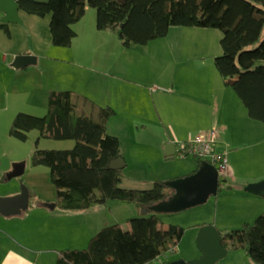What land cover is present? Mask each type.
Segmentation results:
<instances>
[{"label": "rangeland", "instance_id": "1", "mask_svg": "<svg viewBox=\"0 0 264 264\" xmlns=\"http://www.w3.org/2000/svg\"><path fill=\"white\" fill-rule=\"evenodd\" d=\"M83 18L79 25L82 35L79 47L57 46L51 52L55 55L57 50L63 51L58 74L65 68L69 81L63 82L65 78L53 81L57 79L53 69L43 74L51 80L50 91L52 87L73 90L78 112L83 109L97 119L102 108L115 109L107 129L119 137L126 161L121 186L148 189L156 181L167 182L193 173L198 167L197 157L171 154L172 150L164 149L163 145L169 141V147L176 150L180 142L204 136L212 130L220 132L216 147L218 145L217 150L228 156L232 169L221 192L206 202L179 211H155L162 227L177 224L184 226L186 233L175 251L162 254L149 264H164L163 261H171L183 251L200 253L195 235L202 225L214 224L225 232L242 228L246 222L254 224L257 216L256 212L251 215V211L255 202L251 203L253 197H246L245 184L264 179L259 176L264 175V122L250 117L243 100L216 67L215 58L223 53V31L215 27L173 25L166 36L147 44L127 46L118 28L98 29L97 9L89 3ZM75 27H78L76 23ZM85 40L89 42L84 44ZM74 51L78 53L76 58ZM47 111V106H31L26 110L37 116H44ZM225 111L233 114L225 117L231 125L222 117ZM222 121L229 130L226 133L221 132ZM247 121L253 122L251 127L255 130H244L237 123ZM39 137L38 129L30 131L27 140L11 135L10 143L2 148L6 151L5 165L14 167L16 162H22L25 168L23 174L11 179L15 180L12 182H17L19 189L27 185L37 193L24 213V220L23 216L9 220L0 216L2 229L18 224L22 226L18 235L24 232L23 237L14 239L0 235L3 257L16 252L27 259V264H57L61 250L87 247L104 226L121 223L128 230L129 218L140 217L146 222L150 217L151 211L144 205L117 200L105 205L95 203L85 209L56 206L43 214L38 203H54L56 187L50 168L35 165L33 154L37 148L70 149L76 140L41 137L38 143ZM226 142L228 146L224 145ZM261 200L264 202V197ZM227 257L217 264H225Z\"/></svg>", "mask_w": 264, "mask_h": 264}, {"label": "trees", "instance_id": "2", "mask_svg": "<svg viewBox=\"0 0 264 264\" xmlns=\"http://www.w3.org/2000/svg\"><path fill=\"white\" fill-rule=\"evenodd\" d=\"M20 9L44 17L52 14L53 44L70 47L77 36L74 24L86 14V4L97 9L98 29L120 30L125 45L147 44L166 36L173 25L215 27L223 31L222 55L215 58L220 74L234 87L251 118L264 122V0H18ZM6 23L0 22V27ZM79 106L71 90H53L44 116L19 112L10 134L21 140L38 129L40 137L75 139L70 149H40L33 154L35 165L50 168L56 187V205L64 209H85L110 200L140 203L150 217L128 219L104 226L85 248H68L58 253L57 264H147L162 254L175 251L186 233L185 227L161 226L152 209L174 189L156 181L148 189L121 186L122 169L109 167L122 156L118 136L110 134L107 123L115 109L102 108L96 119ZM203 159L198 158L197 171ZM227 179L220 180L219 192ZM232 188V185H229ZM30 190V205L37 196ZM222 243L230 251L245 250L257 264H264V213L254 224L222 232ZM166 260L162 263L168 264Z\"/></svg>", "mask_w": 264, "mask_h": 264}, {"label": "crops", "instance_id": "3", "mask_svg": "<svg viewBox=\"0 0 264 264\" xmlns=\"http://www.w3.org/2000/svg\"><path fill=\"white\" fill-rule=\"evenodd\" d=\"M5 15V12L0 10V22H2L1 18H3ZM19 15L22 20L21 23L4 22L6 23V25L4 27H0V196H13L21 192V189H19L17 185L18 183L12 182L15 180H11L16 176L10 177V175L14 174V172L17 170L18 165L22 164V162H16L14 167L13 165L10 167L8 165H5L3 161V157L6 154V151L2 150V148L5 144L10 143L11 141L10 128L14 117L19 112H26L27 108L31 106H39L43 108L46 106L48 107L49 92L53 90H61L52 87L53 89H51L50 91L49 83L51 80L44 77L43 72L45 73V70H48L49 72H52V69L55 70V72L57 73V75L55 74L57 79L53 81L59 82L64 78L65 81L63 82L67 83V81H69V78L67 76L68 74L66 73L65 68L62 69L60 75L58 74L60 64L63 63V51L57 50V52H55V55L51 54L54 47H57L53 44V36L51 32L52 14L41 17L39 15L27 13L26 11L20 9ZM83 19L84 18L76 23V25H78V27H75L77 36L75 37L72 45L69 47L70 49H73L74 47H76V45H78V47L80 45V42L78 43V41H80L79 39H81L82 35L81 27L79 28V25L80 23H82ZM88 42L89 41L85 40L84 44H87ZM91 47L95 48V46H92V44ZM73 53L75 55L74 57L76 58L78 56V53L76 51H74ZM29 55L35 56V60L26 58L22 59ZM19 57L21 58L18 59ZM18 62L19 65H17ZM64 88L67 89L63 90L73 91L70 87ZM229 115L233 114L229 112ZM229 115L225 111L222 117L227 123L231 125L232 123H230V121L225 118ZM225 121L220 122L224 128L221 131L222 133H226L229 131L226 128L227 125H225ZM237 123L238 125H241L244 130L246 128L255 130L251 127L252 125H254L253 122L247 121L244 124L240 122ZM219 133L220 132L218 131L216 140L219 137ZM209 134L210 133L204 134V136L208 137ZM253 137L254 136L251 135V138L254 140ZM227 143L228 142H226V144L224 145L228 146ZM169 145L170 142L166 141V143L163 145V148H166V150L167 148L168 150L171 149V154H175L176 150L173 146L169 147ZM19 168L23 169L21 173L23 174L25 172L24 166H21ZM231 173L232 169L230 168V174ZM259 176L264 177V175ZM261 180L264 179L251 181L249 183L247 182V184L245 185L247 186L250 183L259 182ZM246 195V197H253V200L251 201L252 204L253 202H255V205H253L255 207H253L251 215L256 212L255 216H258L264 211V202L263 200H261L262 197H264V194H255L247 191ZM48 203L52 202L40 201V203H38L37 207L38 209H42L41 211H43V214H46V211L54 209L49 207L47 205ZM258 205L259 207H256ZM25 211L26 210L22 211L19 214L11 215H6L0 212V216L3 220H9L14 219V217L23 216V218L21 219L24 220V213H26ZM245 215L246 213L244 214V216ZM250 218L252 217L250 216ZM19 227L22 228V226L18 224L11 227L10 229H2L0 227V235L3 233L6 236H10L12 239L16 237H23L24 232L18 235ZM2 250V243L0 241V264H27V259L17 254L16 252L8 253L7 255L9 256L3 257ZM181 254L175 256L172 260L180 258L189 260L200 255V253L189 251L187 253L183 251V253ZM224 261L225 264H257L247 255L246 251L242 249L229 251L228 257Z\"/></svg>", "mask_w": 264, "mask_h": 264}, {"label": "water", "instance_id": "4", "mask_svg": "<svg viewBox=\"0 0 264 264\" xmlns=\"http://www.w3.org/2000/svg\"><path fill=\"white\" fill-rule=\"evenodd\" d=\"M0 10L5 12L1 18L2 22L21 23L20 6L18 0H0ZM19 57L18 59H20ZM34 59L35 56L29 55L22 59ZM19 65V62L17 63ZM10 177L18 176L23 169L19 168ZM126 166L123 156L114 158L110 161L109 167L122 169ZM19 169L21 171H19ZM174 189V193L168 198L156 203L152 209L157 212L179 211L189 206L206 202L212 195L219 192L220 177L216 166L203 160L197 171L183 177L171 179L166 182ZM245 189L255 194H264V180L248 184ZM30 190L27 185H23L21 192L13 196H0V212L6 215L19 214L30 207ZM55 208L56 203L47 204ZM197 245L200 255L189 260L185 258L171 260L168 264H217L218 261L229 254V249L222 243L220 229L214 224L202 225L197 235Z\"/></svg>", "mask_w": 264, "mask_h": 264}, {"label": "built area", "instance_id": "5", "mask_svg": "<svg viewBox=\"0 0 264 264\" xmlns=\"http://www.w3.org/2000/svg\"><path fill=\"white\" fill-rule=\"evenodd\" d=\"M216 137L217 130H212L208 137L199 136L193 140L180 142L176 153L183 157L192 155L214 164L218 169L220 180H226L230 176L229 159L225 153L217 150Z\"/></svg>", "mask_w": 264, "mask_h": 264}]
</instances>
